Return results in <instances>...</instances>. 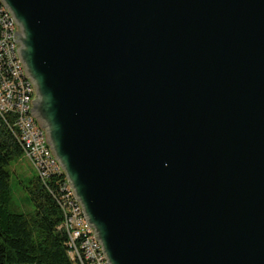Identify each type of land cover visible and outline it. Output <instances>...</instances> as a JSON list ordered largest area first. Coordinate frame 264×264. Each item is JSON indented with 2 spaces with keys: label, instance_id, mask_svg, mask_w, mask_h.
<instances>
[{
  "label": "water",
  "instance_id": "water-1",
  "mask_svg": "<svg viewBox=\"0 0 264 264\" xmlns=\"http://www.w3.org/2000/svg\"><path fill=\"white\" fill-rule=\"evenodd\" d=\"M0 2L109 264H264V0Z\"/></svg>",
  "mask_w": 264,
  "mask_h": 264
},
{
  "label": "built area",
  "instance_id": "built-area-1",
  "mask_svg": "<svg viewBox=\"0 0 264 264\" xmlns=\"http://www.w3.org/2000/svg\"><path fill=\"white\" fill-rule=\"evenodd\" d=\"M14 30L11 16L0 2V116L9 124L24 157L52 191L60 207L59 227L68 236L70 258L79 264H109L95 233L86 223L64 171L45 141L44 131L30 113L34 88L18 59Z\"/></svg>",
  "mask_w": 264,
  "mask_h": 264
},
{
  "label": "trees",
  "instance_id": "trees-1",
  "mask_svg": "<svg viewBox=\"0 0 264 264\" xmlns=\"http://www.w3.org/2000/svg\"><path fill=\"white\" fill-rule=\"evenodd\" d=\"M23 154L9 124L0 116V264H79L68 254L62 212L52 191L38 175L27 186L34 209L12 208L8 165Z\"/></svg>",
  "mask_w": 264,
  "mask_h": 264
},
{
  "label": "rangeland",
  "instance_id": "rangeland-1",
  "mask_svg": "<svg viewBox=\"0 0 264 264\" xmlns=\"http://www.w3.org/2000/svg\"><path fill=\"white\" fill-rule=\"evenodd\" d=\"M11 172L12 208L20 212H30L34 209V203L30 198L27 186L29 178L37 175L35 168L22 154L8 165Z\"/></svg>",
  "mask_w": 264,
  "mask_h": 264
},
{
  "label": "flooded vegetation",
  "instance_id": "flooded-vegetation-1",
  "mask_svg": "<svg viewBox=\"0 0 264 264\" xmlns=\"http://www.w3.org/2000/svg\"><path fill=\"white\" fill-rule=\"evenodd\" d=\"M37 99H38V97L35 99V106H36V103H37Z\"/></svg>",
  "mask_w": 264,
  "mask_h": 264
}]
</instances>
